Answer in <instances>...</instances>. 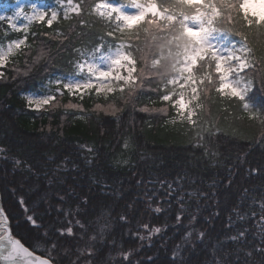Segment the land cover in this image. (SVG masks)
<instances>
[{"label": "trees", "instance_id": "trees-1", "mask_svg": "<svg viewBox=\"0 0 264 264\" xmlns=\"http://www.w3.org/2000/svg\"><path fill=\"white\" fill-rule=\"evenodd\" d=\"M41 1L58 11L51 27L0 21L1 44L27 35L31 45L0 67V196L13 234L56 264H264V71L249 74L256 119L213 92L196 125L181 121L155 78L132 96L64 90L59 107L36 110L26 94L54 91L49 81L74 70L75 49L116 39L87 14L95 0L68 20L58 0Z\"/></svg>", "mask_w": 264, "mask_h": 264}, {"label": "snow or ice", "instance_id": "snow-or-ice-1", "mask_svg": "<svg viewBox=\"0 0 264 264\" xmlns=\"http://www.w3.org/2000/svg\"><path fill=\"white\" fill-rule=\"evenodd\" d=\"M58 2L65 20L71 19L73 14L80 17L84 12L85 0ZM25 6L30 8L31 14L25 13ZM87 8L89 16L97 17L113 29L106 35L116 39L105 42L101 37L90 50L86 47L75 49L78 59L73 62L74 70L65 78L49 81V85H56L54 91L50 87L43 94L28 96L30 108L59 107L57 97H63L64 90L70 95L79 93L81 99L93 90L105 99L110 94L124 93L126 89L132 96L137 88L151 84L155 78L163 82L158 86L163 89L160 100L169 102L181 121L196 125L193 117L198 110H205L206 102H214L210 95L213 92L221 100H239L249 119L257 118L254 105L246 100L253 80L245 70L264 71L258 67L264 64V0H127L126 3L124 0H95ZM9 11L11 17L5 15ZM58 15V11L53 10L49 16L35 3L26 5L23 0H14V3L0 0V21L7 19L13 30H20L16 20L21 17L26 22L23 31L27 32L34 21L45 22L51 27ZM79 23L88 26V21L80 20ZM236 25L243 30L236 29ZM233 32L238 40L230 38ZM56 35L66 36L62 32ZM27 40L25 35L6 47L0 45V66L22 48H31ZM44 55L41 51L36 60ZM261 78L264 80V76ZM65 107L81 108V105L69 103ZM96 108L113 115L120 110L115 104L107 107L97 104ZM142 111L167 112V108L145 107ZM29 220L35 224L31 216ZM6 228L7 217L0 207V260L4 264H51L49 259L34 256L21 239L14 238L10 232L4 234ZM71 231V227L67 228L69 234Z\"/></svg>", "mask_w": 264, "mask_h": 264}, {"label": "rangeland", "instance_id": "rangeland-1", "mask_svg": "<svg viewBox=\"0 0 264 264\" xmlns=\"http://www.w3.org/2000/svg\"><path fill=\"white\" fill-rule=\"evenodd\" d=\"M12 2L14 3V0H12ZM23 2L27 5V4H32V3H35L38 7H41L42 8V10H44V11H46V5H45V3L43 2V1H41V0H23ZM24 11H25V13H28V14H31V11H30V8L29 7H27V6H25L24 7ZM134 11V10H133ZM5 15L6 16H8V17H11L12 16V12H7V13H5ZM4 23H7L8 25H9V21L6 19L5 21H4ZM16 23H17V28L18 29H21V28H23V24L24 23H26L25 21H23V18L21 17V18H19V19H17L16 20ZM13 41V40H12ZM11 42V41H10ZM9 43V42H8ZM8 43H6V44H1L0 43V45H4L5 47H6V45L8 44ZM1 67V66H0ZM246 71V73L248 74V76H249V74L251 73V70H245ZM0 73H2V70H0ZM243 74V73H242ZM135 75V74H134ZM38 95H40V93H37V92H28L27 94H26V97H28V96H33V97H35V96H38ZM104 107H107L108 105H103ZM34 108V107H33ZM160 109V108H159ZM158 113H161V112H159V111H157Z\"/></svg>", "mask_w": 264, "mask_h": 264}, {"label": "water", "instance_id": "water-1", "mask_svg": "<svg viewBox=\"0 0 264 264\" xmlns=\"http://www.w3.org/2000/svg\"><path fill=\"white\" fill-rule=\"evenodd\" d=\"M4 213H5V212H4ZM5 215H6V213H5ZM6 217H7V228H6V234H8V232H10L11 235H12L14 238H16V239H20V238H18V237H16V236L13 235V233H12V229H11V226H10L9 218H8L7 215H6ZM21 241H22V240H21ZM22 242H23V241H22ZM25 246H27V245L25 244ZM27 247L29 248L30 251L33 252L34 256L41 257L42 259H49V260L51 261V264H56L51 258H49V257H47V256H45V255H42V254L36 252L35 250L31 249L29 246H27ZM0 264H4V261H3V260H0ZM35 264H38V262H35Z\"/></svg>", "mask_w": 264, "mask_h": 264}, {"label": "bare ground", "instance_id": "bare-ground-1", "mask_svg": "<svg viewBox=\"0 0 264 264\" xmlns=\"http://www.w3.org/2000/svg\"><path fill=\"white\" fill-rule=\"evenodd\" d=\"M0 207H2L4 209V206H3V203H2V200H1V196H0ZM4 212H6V210L4 209ZM24 243V242H23ZM25 244V243H24ZM28 246V245H27ZM31 248V247H30ZM32 249V248H31Z\"/></svg>", "mask_w": 264, "mask_h": 264}, {"label": "flooded vegetation", "instance_id": "flooded-vegetation-1", "mask_svg": "<svg viewBox=\"0 0 264 264\" xmlns=\"http://www.w3.org/2000/svg\"><path fill=\"white\" fill-rule=\"evenodd\" d=\"M8 218H9V217H8ZM9 221H10V219H9ZM10 226H11V229H12L11 221H10ZM4 234H6V229H5Z\"/></svg>", "mask_w": 264, "mask_h": 264}]
</instances>
